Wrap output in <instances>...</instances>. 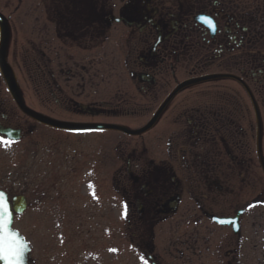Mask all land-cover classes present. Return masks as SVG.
I'll use <instances>...</instances> for the list:
<instances>
[{
  "label": "flooded vegetation",
  "instance_id": "obj_1",
  "mask_svg": "<svg viewBox=\"0 0 264 264\" xmlns=\"http://www.w3.org/2000/svg\"><path fill=\"white\" fill-rule=\"evenodd\" d=\"M0 14L26 104L53 119L140 129L189 82L139 135L42 125L121 135L87 177L120 197L131 264H264V0H0Z\"/></svg>",
  "mask_w": 264,
  "mask_h": 264
},
{
  "label": "rangeland",
  "instance_id": "obj_2",
  "mask_svg": "<svg viewBox=\"0 0 264 264\" xmlns=\"http://www.w3.org/2000/svg\"><path fill=\"white\" fill-rule=\"evenodd\" d=\"M18 59L23 67V58ZM21 69L18 82L26 99V70ZM0 125L25 130L19 141L0 139V188L10 196L27 197L28 208L13 226L29 242L32 264H131L120 197L100 182L102 171L96 184L87 177L90 165L121 135L85 132L68 137L33 126L13 103L1 75ZM74 160L82 164L77 174L67 169Z\"/></svg>",
  "mask_w": 264,
  "mask_h": 264
},
{
  "label": "water",
  "instance_id": "obj_3",
  "mask_svg": "<svg viewBox=\"0 0 264 264\" xmlns=\"http://www.w3.org/2000/svg\"><path fill=\"white\" fill-rule=\"evenodd\" d=\"M7 47H8V28H7V24L5 20L0 14V73L5 82L7 90L12 100L14 101L15 105L23 114H25L26 116L35 120L38 123H41L43 125L50 126L56 129L74 130V131L75 130H91V129H111V130H119L129 135L142 134L153 126L158 115L162 111L165 104L169 101V99L173 97L180 89H182L184 86L189 84V82H183L177 88H175L172 91V93L168 96V98L164 101V103L160 106V108L156 111L154 116L148 121V123L144 127L140 129L132 130L127 127L121 126V125H113V124H110V125L84 124V123H75V122L56 120L40 112H37L26 105L23 99L18 81H17L16 74L7 58ZM228 76L230 75L213 74V75H208L201 79L208 80V79L228 77ZM261 132H262L261 131V120L260 118H257V151H258L259 160L261 161L264 167L263 157L261 153ZM0 134L6 136L7 139L13 140V141H18L21 138V130L18 128L4 127L0 125ZM0 191L5 192L2 189H0ZM9 201L13 209L12 223L10 224V228L13 231L18 232L25 239V237L17 229L13 228V220H14L15 214L21 215L26 210L27 199L24 195H15L12 197L11 200L9 199ZM32 262L33 260L31 257V246L28 243V251L25 253L24 264H32ZM0 264H6V262L3 259H0Z\"/></svg>",
  "mask_w": 264,
  "mask_h": 264
},
{
  "label": "snow or ice",
  "instance_id": "obj_4",
  "mask_svg": "<svg viewBox=\"0 0 264 264\" xmlns=\"http://www.w3.org/2000/svg\"><path fill=\"white\" fill-rule=\"evenodd\" d=\"M202 19H205L209 26L214 27L210 19ZM126 207L125 205V209ZM12 216L13 209L9 197L7 193L0 191V259H3L6 264H24L28 243L18 232L10 228Z\"/></svg>",
  "mask_w": 264,
  "mask_h": 264
}]
</instances>
